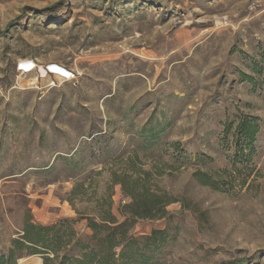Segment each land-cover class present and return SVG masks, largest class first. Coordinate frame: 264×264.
<instances>
[{"label": "rangeland", "instance_id": "374dc122", "mask_svg": "<svg viewBox=\"0 0 264 264\" xmlns=\"http://www.w3.org/2000/svg\"><path fill=\"white\" fill-rule=\"evenodd\" d=\"M255 65L264 0H0V256L26 215L93 216L110 193L124 220V179L170 200L161 217L129 220L115 249L130 243L128 264H264ZM242 117L259 125L248 163L235 160ZM74 228L92 233L85 219Z\"/></svg>", "mask_w": 264, "mask_h": 264}, {"label": "trees", "instance_id": "16d2710c", "mask_svg": "<svg viewBox=\"0 0 264 264\" xmlns=\"http://www.w3.org/2000/svg\"><path fill=\"white\" fill-rule=\"evenodd\" d=\"M253 69L262 73L264 82V68L255 65ZM244 78L254 82L250 75H244ZM229 126L230 124L226 128ZM235 131V160L248 163L252 159L253 142L259 125L255 118L242 117L237 122ZM118 183L121 184L125 195L130 198V202L125 206L127 210L124 213L126 216L124 220L119 221L111 213L110 193H107V198L102 199L105 204L93 216L77 212V218H63L44 225L33 222L30 216L26 215L22 223V234L11 241L7 254L0 256V264H15L21 253L40 254L43 257V264H128L133 256L130 243L127 242L119 253L115 252V249L126 240L127 231L131 226L129 220L135 217L150 219L161 217L166 212L165 206L170 200L150 191L145 182H127L120 179ZM76 189L77 185L74 186L73 192ZM80 219H85L86 226L92 231L87 240H81L74 228V224ZM160 233L154 230L153 236ZM139 257L145 259L144 262L149 259L142 255Z\"/></svg>", "mask_w": 264, "mask_h": 264}, {"label": "built area", "instance_id": "2783aa9c", "mask_svg": "<svg viewBox=\"0 0 264 264\" xmlns=\"http://www.w3.org/2000/svg\"><path fill=\"white\" fill-rule=\"evenodd\" d=\"M48 72L49 73H56V74H60L61 76H63V78L67 79V80H71V79H74L75 78V74L71 71H68V70H64V72H59L57 70H55L53 68V65H50L48 68H47Z\"/></svg>", "mask_w": 264, "mask_h": 264}]
</instances>
